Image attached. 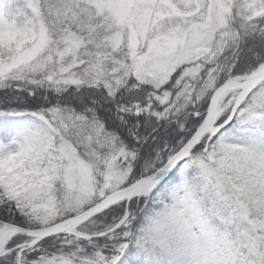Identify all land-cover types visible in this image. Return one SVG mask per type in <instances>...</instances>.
I'll return each mask as SVG.
<instances>
[{"label": "snow or ice", "instance_id": "snow-or-ice-1", "mask_svg": "<svg viewBox=\"0 0 264 264\" xmlns=\"http://www.w3.org/2000/svg\"><path fill=\"white\" fill-rule=\"evenodd\" d=\"M0 264H264V0H0Z\"/></svg>", "mask_w": 264, "mask_h": 264}]
</instances>
